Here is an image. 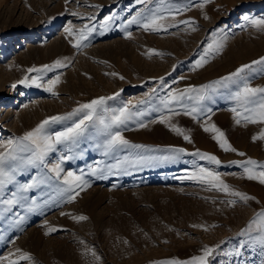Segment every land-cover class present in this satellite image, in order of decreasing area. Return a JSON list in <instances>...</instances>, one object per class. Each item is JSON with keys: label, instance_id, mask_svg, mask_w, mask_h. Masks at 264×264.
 Returning <instances> with one entry per match:
<instances>
[{"label": "rangeland", "instance_id": "374dc122", "mask_svg": "<svg viewBox=\"0 0 264 264\" xmlns=\"http://www.w3.org/2000/svg\"><path fill=\"white\" fill-rule=\"evenodd\" d=\"M140 7L134 0H80L79 4L77 0H70L67 5L65 0H0V113L3 116L9 113L4 119L0 118V142L21 136L46 117L70 112L78 103L97 96L120 92L116 101L109 102L111 107L128 102L136 104L153 88L158 89L157 95H165L170 89L206 84L264 56V31L244 20L245 16L264 18V0H210L203 8L192 7L176 18L194 19L195 32L186 30L185 25L159 33L145 32L132 25L128 29L132 39H127L120 24L135 15ZM72 12L95 14L97 21L115 15L116 20L103 35L97 23V31L86 42L88 46L77 51L69 43L73 37L64 29L71 25L78 30L88 21ZM217 30H222L219 34L226 36L223 50L209 58L203 68L193 71L195 61ZM149 48L164 55H146ZM65 58L72 61L68 67L55 69L44 77L46 83L54 75H60L55 89L58 95L53 96L35 85L17 83L26 75H36L28 73V68H39ZM110 72L119 75H106ZM160 77L168 88H160ZM250 83L254 87L264 86V75ZM213 100L205 101L212 109L210 122L225 133L229 143L238 150L235 153L223 151L212 139V133L203 131L201 125L208 122L207 116L199 121L183 115L173 118V123L189 130L192 143L164 124L151 123L159 117L157 112L143 118L148 123L146 128L129 122L123 135L131 143L162 149L168 145L183 147L188 153L199 149L215 155L220 165L185 154L178 163L129 168L127 173H105L107 178L101 179L88 172V168L96 167L98 162L113 164L115 158L141 150L125 149L104 156L103 150L95 147L99 141L81 139L76 151L83 155L65 161L63 167L65 172L75 171L78 175L83 170L91 186L70 204L50 205L36 212L15 206L13 211L27 218L20 228L11 227L10 220L3 221L0 231H6L9 238L15 239V244H0V255L19 247L32 254L31 264H155L172 258L188 259L199 255L206 245L219 244L210 264H261L264 257L258 249L245 247L239 257L227 253L237 248L241 240H247L238 233L264 208V185L248 180L241 167L229 162L248 157L264 162V141L252 140L253 135L264 129V124L242 122L238 125L231 111L234 102L223 95ZM70 123L52 125L49 131H59ZM238 152L246 155L241 157ZM61 155L71 153L63 145L58 146L57 151L46 158L48 167ZM193 159L219 172L232 189L255 199L237 200L235 205H229L227 201L232 197L228 194L208 190L197 181L179 179L186 170L193 169L190 163ZM38 172L39 169L28 168L17 176V181L27 182ZM9 190L15 187L9 186L6 192ZM51 194L53 188L41 185L26 195L42 203ZM61 212L70 215L62 216ZM9 215L10 219L18 218ZM72 215H85L88 219L77 222ZM45 220L60 230L45 235ZM86 249L94 250L100 259Z\"/></svg>", "mask_w": 264, "mask_h": 264}, {"label": "snow or ice", "instance_id": "6c2138e0", "mask_svg": "<svg viewBox=\"0 0 264 264\" xmlns=\"http://www.w3.org/2000/svg\"><path fill=\"white\" fill-rule=\"evenodd\" d=\"M69 2L70 0H65L66 5ZM209 2L210 0H200L199 3L195 0H134L136 5L142 7L136 11L135 15H131L129 19L120 24V27L127 39H132V32L128 30L132 25L139 26L145 32L153 33L167 32L170 28L185 25L186 30L195 32L194 19L177 20L176 18L192 7L203 8ZM77 3L79 4L80 0H77ZM87 6L103 7L102 5ZM72 15L88 21L78 30L71 25L64 29L68 36L73 37L69 40V43L77 51L88 46L86 42L97 31V23L99 24L100 35H103L116 20L115 15H107L102 21H97V16L92 13L72 12ZM244 20L253 28L264 31V18L245 16ZM219 33H222V30L213 32L212 41L204 47L203 53L195 61L193 71L203 68L208 63L209 58L214 57L223 50V41L226 36ZM145 54L149 56L153 54L164 55V53L153 48L147 49ZM71 63L70 59L65 58L64 60L57 59L52 64H45L39 68L30 67L27 72L36 73V75L31 77L26 75L17 83L28 86L35 85L56 96L58 93L55 89L56 85L60 83V75H54L46 83L44 77L47 73L53 72L55 69L66 68ZM106 75L118 76L119 74L110 72ZM262 75H264V56H260L250 63L242 64L227 75L206 84L188 85L183 89H170L165 95H157L158 89L153 88L150 93L146 94L145 99L139 100L136 104L128 102L119 107H111L109 102L116 101L120 96V92L97 96L87 102L78 103L70 112L46 117L21 136H13L3 140L0 142V227H2L5 220H10V226L14 228H20V225L24 223L27 217L14 212L15 206L25 208L27 212H36L42 210V207L50 205L70 204L76 200L81 191L91 186L89 181L85 179L83 170L78 175L75 171L65 172L63 167L65 161L72 160L77 155H83L82 152L78 153L76 151L81 139L91 138L99 141L95 147L102 149L104 156L113 155L125 149L141 150L120 158L114 157L115 163L110 165H102L101 162H98L96 167L90 166L88 172L101 179L107 178L105 173L118 174L120 171L127 173L129 168L152 166L158 163H178L185 154L202 161H208L213 165H220L221 161L215 155L201 152L199 149L188 153L183 147L168 145L162 149L160 146L135 144L126 139L123 132L127 130V126L131 121H134L138 128L148 127V123L143 118L152 112H157L160 113L159 117L152 120L151 123L164 124L185 141L192 143L189 130L173 123V118L183 115L199 121L207 116L208 122L201 125L203 131L212 133V139L223 151L235 153L238 150L229 143L225 133L215 123L210 122L212 109L206 106L205 101L213 100L217 95L226 96L235 104L231 111L236 124L239 125L242 122L245 124H264V86L254 87L250 83L252 79ZM120 79H124V77L120 76ZM181 79L184 78L181 77ZM159 83L161 89L168 88L163 77L159 78ZM15 86L14 84L13 87ZM64 121H71V123L59 131H49L52 125ZM252 140L264 141V129H261L257 135H253ZM61 145L71 155L59 156L58 161L48 167L46 158L50 153L56 152L58 146ZM156 152H162L163 154H151ZM238 155L244 157L246 154L238 152ZM190 163L193 165V169L190 172L186 170V174L178 177L179 179L197 181L206 185L208 190L215 189L228 194L232 197L227 201L229 205H235L237 200L248 202L255 199L247 193L232 189L221 178L219 172L197 164L196 159H193ZM229 163L241 167L248 180L258 181L264 185V162L248 157L245 160H234ZM28 168L39 169V172L27 182H18L17 176ZM41 185H48L53 188V194L48 195L42 203H37L36 197H29L26 194ZM9 186H14L15 190L6 192ZM9 214L18 218L10 219ZM60 215L70 214L61 212ZM71 218L77 222L88 219L85 215H72ZM44 226L47 229L45 235L60 230L58 227L50 225L47 220L44 221ZM192 226L204 227V225ZM20 230L22 231V229ZM238 235L246 237L247 240H241L239 246L227 255L239 257L242 255V250L247 247L258 249L260 255L264 257V208L255 213L254 217L247 222ZM7 243L15 244V239L9 238L6 231H0V244L6 245ZM219 248V244L215 246L206 245L201 249L199 255H193L183 260L166 259L155 262V264H210L211 258ZM85 251H91V254L97 260L100 259L94 250L86 249ZM32 261V254L19 247L8 251L5 255H0V264H23V262L31 264ZM261 264H264V259L261 260Z\"/></svg>", "mask_w": 264, "mask_h": 264}, {"label": "bare ground", "instance_id": "6f19581e", "mask_svg": "<svg viewBox=\"0 0 264 264\" xmlns=\"http://www.w3.org/2000/svg\"><path fill=\"white\" fill-rule=\"evenodd\" d=\"M243 47V46H242ZM248 48V47H247ZM68 88V87H67ZM51 110V109H50ZM5 112V111H4ZM50 112V111H49ZM40 113V112H39ZM2 114V115H1ZM9 113H6L5 116H7ZM39 115V114H38ZM3 113H0V118L4 119ZM37 116V115H36ZM39 117V116H38ZM37 118V117H36Z\"/></svg>", "mask_w": 264, "mask_h": 264}]
</instances>
